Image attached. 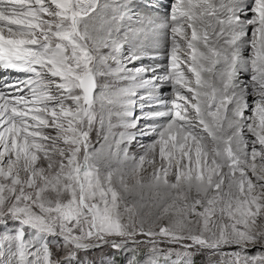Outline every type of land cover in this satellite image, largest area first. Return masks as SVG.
Returning <instances> with one entry per match:
<instances>
[{
    "label": "snow or ice",
    "instance_id": "snow-or-ice-1",
    "mask_svg": "<svg viewBox=\"0 0 264 264\" xmlns=\"http://www.w3.org/2000/svg\"><path fill=\"white\" fill-rule=\"evenodd\" d=\"M0 264H264V0H0Z\"/></svg>",
    "mask_w": 264,
    "mask_h": 264
}]
</instances>
